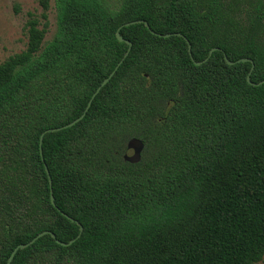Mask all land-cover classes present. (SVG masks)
Segmentation results:
<instances>
[{
	"label": "trees",
	"instance_id": "trees-1",
	"mask_svg": "<svg viewBox=\"0 0 264 264\" xmlns=\"http://www.w3.org/2000/svg\"><path fill=\"white\" fill-rule=\"evenodd\" d=\"M38 3L0 63V264L45 231L12 264L262 262L264 0H56L49 41Z\"/></svg>",
	"mask_w": 264,
	"mask_h": 264
},
{
	"label": "rangeland",
	"instance_id": "rangeland-1",
	"mask_svg": "<svg viewBox=\"0 0 264 264\" xmlns=\"http://www.w3.org/2000/svg\"><path fill=\"white\" fill-rule=\"evenodd\" d=\"M42 12L38 0H0V63L26 49V24L29 14L32 13L41 19ZM48 16L47 41L53 38L57 28L56 0H52ZM259 264H264V260Z\"/></svg>",
	"mask_w": 264,
	"mask_h": 264
},
{
	"label": "water",
	"instance_id": "water-1",
	"mask_svg": "<svg viewBox=\"0 0 264 264\" xmlns=\"http://www.w3.org/2000/svg\"><path fill=\"white\" fill-rule=\"evenodd\" d=\"M135 23H136V22H133V23L127 24V26H129V25H131V24H135ZM145 24H146L147 27H149V24H148L147 22H145ZM180 36H182V35H180ZM117 37H118V39H119L121 42H125V41H126V40L121 36V34H120V30L118 31ZM166 37H170V35H166ZM126 43H128V44L130 45V49H129V50H131L132 43L129 42V41H126ZM189 50H190V53H192L191 45H190ZM217 50H219V49H217V48H216V49H213V50L211 51L210 55H212V54H213L215 51H217ZM129 52H130V51H129ZM129 52L127 53V55L129 54ZM127 55H126V56H127ZM225 59H226V61H227V63H228L229 65H235V64H236V62L230 61L226 55H225ZM245 62H251V63L253 64V67H252V70H251V73H252L253 70H254V68H255L254 62H253L251 59H248V58H245V59H242V60L238 61V63H245ZM121 63H122V62H121ZM121 63H120V64H121ZM120 64L117 66V68L115 69V71L110 75V77L107 78V79L103 82V84L101 85V87H99V89H98L97 92L94 94V96H93V98L91 99V101L89 102V105H88V107H87V109H86V111H85V113L83 114L82 117H80L79 119H77L76 121H74L73 123H71V124H69V125H67V126H65V127L58 128V129H51V130H48L46 133H49V132H57V131H60V130H62V129L71 128V127H73L75 124H77L78 122H80V121L86 116V114H87L89 108H90L91 105H92V102H93L94 98H95V97L97 96V94L100 92V90L102 89V87L106 86V85L109 83V81L111 80V78L114 76V74L116 73V71H117L118 68L120 67ZM197 64L200 65L201 63H197ZM251 73H250L249 76H248V82H249V83H252V82H251ZM261 84H264V81L261 82L260 85H261ZM44 135H45V134H44ZM44 135H43V136H44ZM43 136H42V139H43ZM41 144H42V141H41ZM143 149H144V145H143V143H142L141 141H138V140H133V141H131V142L129 143V145H128V151H127V154L125 155V159H126L127 161H129V162H133V163H138V162H140ZM52 201H53V203H54V198H52ZM48 234L52 235L53 238L56 237L55 234H53V233H51V232H49V231H45V232L39 234V235H38L34 240H32L30 243L19 245V246L16 247V249L12 252V254H11V256H10V258H9L7 264H12V262H13L15 256H16V254H17V252H18L19 250H22V249H25V248L29 247L30 245L34 244L38 239H40V238H42L43 236L48 235ZM62 244H63V245H66V244H64V243H62Z\"/></svg>",
	"mask_w": 264,
	"mask_h": 264
}]
</instances>
